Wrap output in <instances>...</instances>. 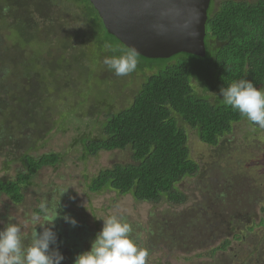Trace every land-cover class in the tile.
Here are the masks:
<instances>
[{
	"label": "trees",
	"instance_id": "trees-1",
	"mask_svg": "<svg viewBox=\"0 0 264 264\" xmlns=\"http://www.w3.org/2000/svg\"><path fill=\"white\" fill-rule=\"evenodd\" d=\"M69 3L0 0V154L9 150L2 170L20 166L15 176L0 177V197L22 204L37 175L61 164L60 153L43 152L46 137L61 125L56 115L62 121L100 116L97 131L93 126L74 140L81 160L128 150L131 163L100 169L91 177L89 191L131 195L155 205L186 204L188 196L179 185L201 169L191 155L186 127L213 148L237 123L258 128L223 103L220 88L243 78L263 89L264 0H223L217 7L212 0L204 58L136 55L137 68L129 76L146 78L119 109L113 108L112 92L94 86L114 90L115 74L103 60L131 50L107 32L89 0ZM69 14L74 16L71 23ZM10 36L18 42H9ZM16 148L18 154L10 151ZM228 245L226 241L211 254Z\"/></svg>",
	"mask_w": 264,
	"mask_h": 264
},
{
	"label": "rangeland",
	"instance_id": "rangeland-1",
	"mask_svg": "<svg viewBox=\"0 0 264 264\" xmlns=\"http://www.w3.org/2000/svg\"><path fill=\"white\" fill-rule=\"evenodd\" d=\"M69 1L59 0V5L70 4ZM221 1L215 0V7ZM67 17L70 23L74 19L72 14ZM9 42L18 40L10 36ZM57 65L53 63V67ZM132 77L115 75L111 82L114 90H108L106 85L94 89L112 92L113 108L119 109L123 101V106L130 103L134 91L146 78L141 74ZM50 89L53 92L54 87ZM60 118L55 116L61 125H55L46 137L47 147L43 152L60 153L61 164L43 169L37 175L34 186L25 191L22 204L14 205L6 197H0V230L11 217V222L21 226L25 237H30L34 229L42 232L43 228L37 224L45 222L46 210L41 205L47 203L48 213L59 205L61 217L69 214L78 221L75 227L62 218L55 221L57 245L50 247H58L65 257L61 264H73L77 254L89 250L91 241L102 229L103 220L99 218L110 215H120L131 224L133 237H138L139 245L149 253L147 264H259L264 259V128H255L246 121L237 123L220 146L213 148L201 143L196 133L186 127L191 155L200 172L179 185L188 196L186 204L155 205L112 191L91 193L88 189L91 177L114 164L131 163V154L128 150L102 152L81 160V148L74 143L75 138L93 126L97 131L103 118L71 116L66 121ZM8 151L5 149L0 154V177L15 176L20 168L15 164L7 172L2 170ZM10 151L18 154L19 150ZM67 187L68 191L61 197L60 189ZM70 196L75 199H69ZM33 217L38 218L35 224ZM226 241L229 245L225 249L211 254Z\"/></svg>",
	"mask_w": 264,
	"mask_h": 264
},
{
	"label": "clouds",
	"instance_id": "clouds-1",
	"mask_svg": "<svg viewBox=\"0 0 264 264\" xmlns=\"http://www.w3.org/2000/svg\"><path fill=\"white\" fill-rule=\"evenodd\" d=\"M189 36L196 38L195 28ZM103 63L116 76H127L136 70L138 61L135 51H131L119 57H105ZM220 96L226 106L253 125L264 128V90L242 78L221 87ZM68 188L60 189L61 197ZM69 199L75 198L70 196ZM41 208L46 210L45 222L37 225L43 231L38 233L34 229L30 237L23 236L21 226L11 222L12 218L8 217L9 222L0 230V264H61L65 259L58 247H50L57 245V233L53 231L55 221L62 218L73 227L77 226L78 221L69 214L61 217L59 205L52 213L47 212V203L42 204ZM37 219L33 217L32 223L35 224ZM99 219L103 220L102 229L91 241L90 249L77 254L73 264H147L149 253L139 245L138 237H133V228L124 217L110 215Z\"/></svg>",
	"mask_w": 264,
	"mask_h": 264
},
{
	"label": "water",
	"instance_id": "water-1",
	"mask_svg": "<svg viewBox=\"0 0 264 264\" xmlns=\"http://www.w3.org/2000/svg\"><path fill=\"white\" fill-rule=\"evenodd\" d=\"M107 32L136 55L170 59L180 53L204 58L212 0H89ZM195 28L196 38L189 33Z\"/></svg>",
	"mask_w": 264,
	"mask_h": 264
},
{
	"label": "flooded vegetation",
	"instance_id": "flooded-vegetation-1",
	"mask_svg": "<svg viewBox=\"0 0 264 264\" xmlns=\"http://www.w3.org/2000/svg\"><path fill=\"white\" fill-rule=\"evenodd\" d=\"M210 6H211V4H210ZM262 235H263V234H262ZM263 236H264V235H263ZM244 238H245V236L242 237V239H244ZM262 240H264V237L262 238ZM259 264H264V259H263L262 261H260Z\"/></svg>",
	"mask_w": 264,
	"mask_h": 264
}]
</instances>
